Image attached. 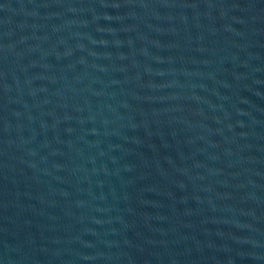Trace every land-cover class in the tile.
Returning <instances> with one entry per match:
<instances>
[{
  "label": "water",
  "instance_id": "1",
  "mask_svg": "<svg viewBox=\"0 0 264 264\" xmlns=\"http://www.w3.org/2000/svg\"><path fill=\"white\" fill-rule=\"evenodd\" d=\"M0 264H264V0H0Z\"/></svg>",
  "mask_w": 264,
  "mask_h": 264
}]
</instances>
